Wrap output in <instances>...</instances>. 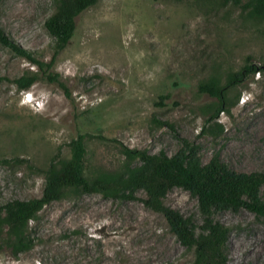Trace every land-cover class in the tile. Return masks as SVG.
Returning a JSON list of instances; mask_svg holds the SVG:
<instances>
[{
    "label": "rangeland",
    "instance_id": "1",
    "mask_svg": "<svg viewBox=\"0 0 264 264\" xmlns=\"http://www.w3.org/2000/svg\"><path fill=\"white\" fill-rule=\"evenodd\" d=\"M54 11L53 0L0 1L9 40L0 41V159L8 161L0 163V205L40 197L45 170L70 157L79 134L92 135L88 177L123 165V147L171 156L182 139L196 145L203 164L218 155L236 172L264 171V22L215 0H98L57 51L45 24ZM245 64L256 70L230 89V112L209 122L217 98L199 91L200 82L218 74L224 84ZM33 74L28 89L17 86ZM145 195L69 193L31 222L34 247L15 256L3 250L0 264H192L194 250ZM165 203L200 231L188 190L173 187ZM216 219L230 230L231 263L264 264V218L242 209Z\"/></svg>",
    "mask_w": 264,
    "mask_h": 264
},
{
    "label": "trees",
    "instance_id": "2",
    "mask_svg": "<svg viewBox=\"0 0 264 264\" xmlns=\"http://www.w3.org/2000/svg\"><path fill=\"white\" fill-rule=\"evenodd\" d=\"M1 1V0H0ZM213 1V0H205ZM241 6L243 13L256 22H264V0H215ZM98 0H53L55 11L46 20V27L55 39V49H64L71 41L79 15L95 5ZM0 41L9 44L0 26ZM29 58L43 65L41 61ZM53 65V64H51ZM256 69L245 64L231 71L222 83L220 75H211L200 82L199 91L217 98L207 107L211 112L209 122L218 119L220 112H230L234 101L229 91L236 81ZM38 75L16 79L20 89H28ZM238 99V97H237ZM169 124V123H165ZM171 128L172 125H169ZM90 134H79L70 143V157L51 162L45 170L42 195L31 199H14L0 205V253L8 250L18 255L35 245L31 222L47 204L66 198L69 193H102L116 199H135L139 190L145 192L144 204L161 213L171 231L187 248L194 250L192 264H235L227 254L230 230L220 220L218 213L246 209L264 218V171L236 172L215 155L207 164L201 162L197 147L187 139L183 146L169 156L165 152L152 154L146 150L123 147L126 161L117 169L102 170L88 177L85 173L86 139ZM0 159V163H7ZM173 187L188 190L198 201L200 231L193 227L192 219L165 203L167 192Z\"/></svg>",
    "mask_w": 264,
    "mask_h": 264
},
{
    "label": "clouds",
    "instance_id": "3",
    "mask_svg": "<svg viewBox=\"0 0 264 264\" xmlns=\"http://www.w3.org/2000/svg\"><path fill=\"white\" fill-rule=\"evenodd\" d=\"M36 103V102H35Z\"/></svg>",
    "mask_w": 264,
    "mask_h": 264
}]
</instances>
